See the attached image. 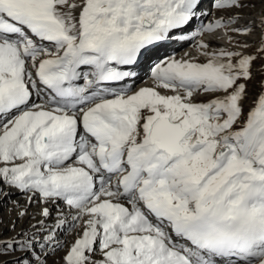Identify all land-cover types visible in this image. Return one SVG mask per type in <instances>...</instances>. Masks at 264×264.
I'll return each instance as SVG.
<instances>
[{
    "label": "snow or ice",
    "instance_id": "6c2138e0",
    "mask_svg": "<svg viewBox=\"0 0 264 264\" xmlns=\"http://www.w3.org/2000/svg\"><path fill=\"white\" fill-rule=\"evenodd\" d=\"M206 2L0 0V264H264V0Z\"/></svg>",
    "mask_w": 264,
    "mask_h": 264
},
{
    "label": "bare ground",
    "instance_id": "6f19581e",
    "mask_svg": "<svg viewBox=\"0 0 264 264\" xmlns=\"http://www.w3.org/2000/svg\"><path fill=\"white\" fill-rule=\"evenodd\" d=\"M212 42H213V44H223L224 43V41H222V40H213ZM182 45L183 44H181V46L180 45L177 46L176 49L172 50V51L167 49V51H170V52H166L164 55H162V57H164L165 55H175L177 53L176 58L179 59L180 57L185 56L186 54L191 55V56H193L194 54H197L195 45L190 46V48H188V49H186L185 44L183 46ZM159 53H162V52L159 51ZM140 69L142 70V73L140 74V76H138L136 86H138V87L151 86L152 82L149 79L148 73L144 71L143 66ZM9 206H11V205H9ZM8 209L10 210V207H8L6 210H8ZM9 210H8V213L10 212Z\"/></svg>",
    "mask_w": 264,
    "mask_h": 264
},
{
    "label": "rangeland",
    "instance_id": "374dc122",
    "mask_svg": "<svg viewBox=\"0 0 264 264\" xmlns=\"http://www.w3.org/2000/svg\"><path fill=\"white\" fill-rule=\"evenodd\" d=\"M255 91H256V89H253V93H254ZM9 207H10V210H11V206H9ZM8 210H9V209H8ZM8 210H6V209L4 210L6 216L8 215ZM10 210H9V211H10Z\"/></svg>",
    "mask_w": 264,
    "mask_h": 264
}]
</instances>
